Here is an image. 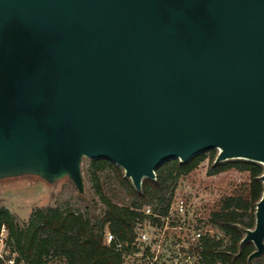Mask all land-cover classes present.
I'll return each instance as SVG.
<instances>
[{
  "label": "water",
  "instance_id": "obj_1",
  "mask_svg": "<svg viewBox=\"0 0 264 264\" xmlns=\"http://www.w3.org/2000/svg\"><path fill=\"white\" fill-rule=\"evenodd\" d=\"M210 149L264 167V0H0V178L83 192L107 158L139 190ZM255 217L249 262L264 192Z\"/></svg>",
  "mask_w": 264,
  "mask_h": 264
},
{
  "label": "trees",
  "instance_id": "obj_2",
  "mask_svg": "<svg viewBox=\"0 0 264 264\" xmlns=\"http://www.w3.org/2000/svg\"><path fill=\"white\" fill-rule=\"evenodd\" d=\"M216 156L217 150L210 149L186 162L167 160L155 170V179L142 180L139 190L120 166L107 158L92 159L88 171L99 200L85 212L64 211L57 206L35 208L28 221L20 223L7 209H1L0 231L4 225L7 246L25 264H49L57 258L63 264H124L123 252L105 242V233L110 231L131 244L138 224L153 221L161 225L160 219L145 214L144 208L151 206L166 215L178 181L184 179L215 194L202 205L196 218L199 227L213 230L200 238V263L264 264V253L249 262L255 246L242 242L245 231L256 224V206L264 192L260 178L264 167L240 159L216 162ZM102 172L111 175L112 194L103 190L99 180ZM232 172L245 178L237 184L227 177Z\"/></svg>",
  "mask_w": 264,
  "mask_h": 264
},
{
  "label": "rangeland",
  "instance_id": "obj_3",
  "mask_svg": "<svg viewBox=\"0 0 264 264\" xmlns=\"http://www.w3.org/2000/svg\"><path fill=\"white\" fill-rule=\"evenodd\" d=\"M91 160V158L83 157L81 162L84 183L83 192L79 191L68 176L55 181H48L36 174L29 173L0 178V210L7 209L20 223L28 221L32 210L35 208L57 206L64 211L85 212L87 206H92L94 201L99 200L94 188L93 177L90 176L88 171ZM227 177H229V180L235 179L237 184L245 178L244 175H239L236 172L229 173ZM99 180L103 185V190L108 194H112L113 181L111 175L108 172H102L99 175ZM81 194H84L85 198ZM176 194L177 196L189 197L190 215L185 221L196 227L198 226L196 218L199 209L207 201L215 198V194L210 193L208 189L199 187L198 184L184 179L178 181ZM145 224L149 230L153 246L161 243L166 248L170 245L173 234L183 235L184 232L169 230V232L167 231L168 233L163 235L157 228L152 227L150 223ZM7 235L8 232L6 231V237ZM142 247L143 249L140 248L139 252L129 253L125 258L124 264H145L146 261L141 256L145 247ZM49 264H63V262L57 258L50 260Z\"/></svg>",
  "mask_w": 264,
  "mask_h": 264
},
{
  "label": "built area",
  "instance_id": "obj_4",
  "mask_svg": "<svg viewBox=\"0 0 264 264\" xmlns=\"http://www.w3.org/2000/svg\"><path fill=\"white\" fill-rule=\"evenodd\" d=\"M189 211V197L177 196V194L171 200L166 215H161L151 206L144 208L145 214L150 215L153 219H160L162 224L159 225L153 221L146 223H150L152 227L157 228L163 235L168 233L169 230L184 231L183 235L173 234L170 245L166 248L161 243L156 246L152 245L153 241H151L149 230L145 226V223L138 224L136 238L131 244L122 242L110 231L105 233V242L113 245L116 250L122 251L124 259L129 253L139 252L140 248L143 249L142 246H144L145 248L141 256L143 260L145 259V264H201L200 238L206 231L213 232V230L204 229L199 226L196 227L188 221L186 222L185 220L190 215ZM173 222H175L174 225L172 224ZM6 231L7 229L3 225L0 231V264H25L23 260L18 258L17 253L7 246Z\"/></svg>",
  "mask_w": 264,
  "mask_h": 264
}]
</instances>
